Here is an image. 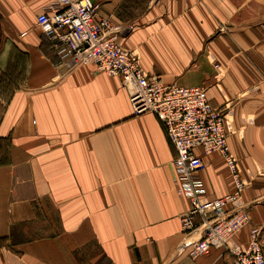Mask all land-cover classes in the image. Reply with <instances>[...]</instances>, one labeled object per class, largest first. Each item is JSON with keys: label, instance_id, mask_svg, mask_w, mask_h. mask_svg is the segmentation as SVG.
I'll return each mask as SVG.
<instances>
[{"label": "crops", "instance_id": "obj_1", "mask_svg": "<svg viewBox=\"0 0 264 264\" xmlns=\"http://www.w3.org/2000/svg\"><path fill=\"white\" fill-rule=\"evenodd\" d=\"M119 43L166 83L205 86L225 112L249 223L264 242V0H92ZM54 0H0V264H228L182 250L176 151L121 77L59 59L37 18ZM207 199L236 189L205 154ZM194 234L189 241H197Z\"/></svg>", "mask_w": 264, "mask_h": 264}, {"label": "built area", "instance_id": "obj_2", "mask_svg": "<svg viewBox=\"0 0 264 264\" xmlns=\"http://www.w3.org/2000/svg\"><path fill=\"white\" fill-rule=\"evenodd\" d=\"M97 9L92 0H54L37 22L61 61L71 67L93 65L97 71L121 77L130 89L134 114L154 113L164 125L176 151L179 192L190 203L182 218L186 236L182 250L197 258L211 249H226L232 257L228 264H264V242L258 230L251 232L246 247L229 245L249 223L250 214L240 204L245 183L229 151L225 112L210 102L205 86L170 84L146 72L139 56L119 43L120 27L110 19H98ZM196 149L224 156L235 179L233 193L207 199L201 176L206 164ZM195 233L201 238L189 241Z\"/></svg>", "mask_w": 264, "mask_h": 264}]
</instances>
